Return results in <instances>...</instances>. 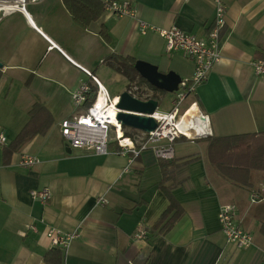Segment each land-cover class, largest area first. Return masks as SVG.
<instances>
[{
    "label": "crops",
    "instance_id": "1",
    "mask_svg": "<svg viewBox=\"0 0 264 264\" xmlns=\"http://www.w3.org/2000/svg\"><path fill=\"white\" fill-rule=\"evenodd\" d=\"M118 1L129 2L135 18L104 10L87 29L74 22L62 0L0 3L20 8L0 10V136L5 138L0 143V264H54L58 259L60 264H264V200L252 199L264 188L262 173L255 175L254 189L238 187L212 169L205 140H176L175 168L167 166L165 186H174L171 194L183 213L168 233L157 236L151 229L168 206L159 188L165 162L146 151L121 174L127 160L115 143L109 154L98 156L71 150L62 141L59 123L81 111L74 108L72 95L91 82L85 71L111 98L137 85L148 96L142 101L152 99L146 84L130 82L104 62L107 57L144 61L162 73L175 72L181 81L192 76L193 61L180 52L166 53L156 33H140L138 20L158 28L175 26L200 38L213 24L215 0ZM220 1L225 6L221 58L192 99L208 118L207 138L262 133L264 82L251 62L264 56V0ZM102 28L108 40L100 36ZM175 92L169 93L164 110L156 100L159 111L170 110ZM164 95H157L160 101ZM137 97L141 100V94ZM34 104L44 106L52 125L4 165L3 148L25 126ZM22 154L41 163L21 168ZM45 187L52 194L46 204L30 198L31 190ZM99 198L108 204L100 205ZM223 204L236 206L237 223L252 236L250 247L238 249L221 234L217 216ZM31 224L36 231L27 229ZM139 227L147 237L135 241ZM48 228L77 231L80 237L66 252L52 249Z\"/></svg>",
    "mask_w": 264,
    "mask_h": 264
},
{
    "label": "built area",
    "instance_id": "2",
    "mask_svg": "<svg viewBox=\"0 0 264 264\" xmlns=\"http://www.w3.org/2000/svg\"><path fill=\"white\" fill-rule=\"evenodd\" d=\"M103 4L104 10L112 15L135 18L136 10L127 1L104 0ZM13 6L15 8L10 9L9 12L19 9L16 4L11 7ZM214 6L213 24L203 38L183 32L175 26L158 28L141 20L137 22L141 34L151 31L164 41L166 53L180 52L191 59L194 65L192 76L179 84L170 110L161 112L156 109L150 115L156 122V128L153 131L134 130L132 134L126 135L127 129L125 130L121 122L116 119L120 112L116 108L119 97L111 98L100 82L85 71L91 77V82L81 84L72 95L74 108L81 111L59 123V132L64 144L71 150L103 156L109 154L110 144L115 143L118 154L127 160V165L121 172L125 174L130 171L134 160L146 151H151L159 160L171 161L174 158L173 144L176 140L182 137L187 140L209 137L208 118L200 112L192 98L196 88L207 79L221 58L220 31L225 26V6L220 0H215ZM251 67L254 74L264 82V56L253 60ZM127 92L135 98L141 94V100L148 97L144 94V89L137 85L130 86ZM100 100L103 101L101 107H99ZM111 111H113L112 115ZM189 127L202 130V135L197 138H188L185 130ZM0 143H5L3 136H0ZM40 163L41 160L38 157L22 154L17 164L21 168L29 169ZM29 196L34 201L46 204L52 194L45 187L31 190ZM252 199L257 200V196H253ZM98 203L102 206L108 204L104 198H99ZM217 217L220 232L229 244L238 249L251 246L252 236L237 223L234 204L221 205ZM27 229L36 231L33 224ZM45 236L52 249L57 248L63 252L67 251L72 241L80 237L77 231L62 233L54 228H48ZM146 237L147 232L142 227L137 228L133 235L135 241L144 240Z\"/></svg>",
    "mask_w": 264,
    "mask_h": 264
},
{
    "label": "trees",
    "instance_id": "3",
    "mask_svg": "<svg viewBox=\"0 0 264 264\" xmlns=\"http://www.w3.org/2000/svg\"><path fill=\"white\" fill-rule=\"evenodd\" d=\"M62 3L74 22L84 29L97 21L104 11V4L100 0H62ZM100 36L108 40L106 29H101ZM104 62L122 73L130 82L136 81L138 84H146L154 92L152 99L160 102L157 95L166 94L164 91L151 87L138 76L133 68L135 63L133 58L109 56ZM28 117L27 123L13 141L3 148L2 160L4 165L9 163L13 153L18 152L36 135H44L52 125L50 115L43 105L34 104L28 113ZM129 134H132L131 131H128L126 135ZM204 140L207 142V159L220 178L238 187L255 188V175L262 173L264 176V132L241 136L210 137L195 141L202 142ZM160 162L165 163L160 164L164 178L159 184V188L167 198L168 206L151 229V233L157 236L168 233L183 213L182 208L171 194L174 186H165L168 181L165 177L167 166H172L171 169H174L175 166H173L172 161ZM257 199L264 200V188L257 194ZM260 231L264 235V225L261 226ZM45 260H48L47 257ZM60 263L61 260L58 259L54 264Z\"/></svg>",
    "mask_w": 264,
    "mask_h": 264
},
{
    "label": "water",
    "instance_id": "4",
    "mask_svg": "<svg viewBox=\"0 0 264 264\" xmlns=\"http://www.w3.org/2000/svg\"><path fill=\"white\" fill-rule=\"evenodd\" d=\"M6 0H0V3ZM0 68L2 64L0 63ZM135 72L150 86L166 93H174L181 83V78L173 71L162 73L155 65L137 60L133 66ZM158 107V102L153 99L142 101L124 91L119 95L116 108L120 110L116 119L121 125L143 132H150L156 128V122L150 117ZM67 152H69L67 150Z\"/></svg>",
    "mask_w": 264,
    "mask_h": 264
},
{
    "label": "bare ground",
    "instance_id": "5",
    "mask_svg": "<svg viewBox=\"0 0 264 264\" xmlns=\"http://www.w3.org/2000/svg\"><path fill=\"white\" fill-rule=\"evenodd\" d=\"M19 1H24V0H19ZM12 5L11 4H2V5H0V10H1V8H4V9H7V10H10V9H14L15 7L13 6V7H11ZM20 9V8H19ZM102 102L103 101H101L100 100V102H99V107H101V105H102ZM113 114V111H111V115ZM185 134H186V136L188 137V138H190V139H192V138H197V137H199L200 135H202V130H199V129H197V128H194V127H189V128H187L186 130H185Z\"/></svg>",
    "mask_w": 264,
    "mask_h": 264
},
{
    "label": "rangeland",
    "instance_id": "6",
    "mask_svg": "<svg viewBox=\"0 0 264 264\" xmlns=\"http://www.w3.org/2000/svg\"><path fill=\"white\" fill-rule=\"evenodd\" d=\"M9 4L13 5L14 3H9ZM165 96H166V97H165ZM164 97H165V98H163V99L160 101V104H159V109H160V110H164V109H166V108L168 107V105H170V104H169V98L171 97V94L166 93V94L164 95Z\"/></svg>",
    "mask_w": 264,
    "mask_h": 264
}]
</instances>
